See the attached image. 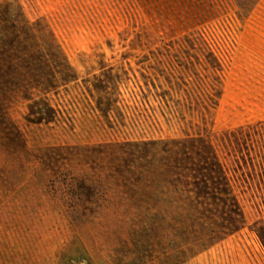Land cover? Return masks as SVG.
<instances>
[{"label":"rangeland","instance_id":"374dc122","mask_svg":"<svg viewBox=\"0 0 264 264\" xmlns=\"http://www.w3.org/2000/svg\"><path fill=\"white\" fill-rule=\"evenodd\" d=\"M0 264H264V0H0Z\"/></svg>","mask_w":264,"mask_h":264},{"label":"trees","instance_id":"16d2710c","mask_svg":"<svg viewBox=\"0 0 264 264\" xmlns=\"http://www.w3.org/2000/svg\"><path fill=\"white\" fill-rule=\"evenodd\" d=\"M219 180V179H218ZM206 183V182H205ZM221 187H225V189L224 190H226V188H227V186H226V182L224 181V178L222 179H220V181H219V183H218Z\"/></svg>","mask_w":264,"mask_h":264}]
</instances>
